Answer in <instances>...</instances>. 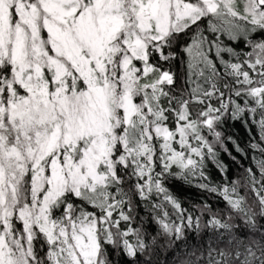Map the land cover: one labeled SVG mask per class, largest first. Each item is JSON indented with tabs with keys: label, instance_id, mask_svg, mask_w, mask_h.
Here are the masks:
<instances>
[{
	"label": "snow or ice",
	"instance_id": "1",
	"mask_svg": "<svg viewBox=\"0 0 264 264\" xmlns=\"http://www.w3.org/2000/svg\"><path fill=\"white\" fill-rule=\"evenodd\" d=\"M0 264H264V0H0Z\"/></svg>",
	"mask_w": 264,
	"mask_h": 264
},
{
	"label": "trees",
	"instance_id": "2",
	"mask_svg": "<svg viewBox=\"0 0 264 264\" xmlns=\"http://www.w3.org/2000/svg\"><path fill=\"white\" fill-rule=\"evenodd\" d=\"M228 131L233 136H235L238 140L243 141V140L246 139L247 133L245 132L244 129H242L239 126H236L234 128H229ZM253 132H254V130H253ZM225 160H226V162L231 164V160H230L229 157L225 156ZM245 163L247 164L246 160H245ZM232 171H233V173H235V171H236V168H235L234 165L232 167ZM173 191L176 192V194L178 196H180L187 203H190L192 201H196L201 196V193H199L196 189L189 188L188 186L182 185V184H179V183H177V185L174 186Z\"/></svg>",
	"mask_w": 264,
	"mask_h": 264
}]
</instances>
